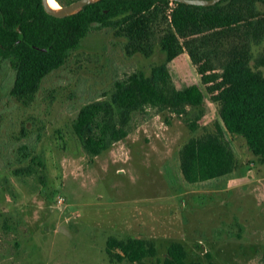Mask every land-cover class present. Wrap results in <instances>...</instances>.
<instances>
[{"label":"rangeland","instance_id":"374dc122","mask_svg":"<svg viewBox=\"0 0 264 264\" xmlns=\"http://www.w3.org/2000/svg\"><path fill=\"white\" fill-rule=\"evenodd\" d=\"M125 42L112 28L92 29L29 104L10 94L15 70L0 61V264H139L113 259L110 237L151 241L157 254L144 264H162L172 242L189 261L264 264V158L226 133L237 158L231 175L190 184L181 172L183 145L220 122L206 93L185 114L137 112L126 138L93 159L84 151L73 130L80 108L164 59L158 46L150 58L129 56ZM262 52L264 42L255 57ZM170 73L177 87L205 91L187 52ZM33 158L44 167L20 173Z\"/></svg>","mask_w":264,"mask_h":264},{"label":"trees","instance_id":"16d2710c","mask_svg":"<svg viewBox=\"0 0 264 264\" xmlns=\"http://www.w3.org/2000/svg\"><path fill=\"white\" fill-rule=\"evenodd\" d=\"M263 6L264 0H222L206 7L170 0H100L58 18L44 11L41 0H0V43L11 51L0 61L15 70L10 94L29 104L43 80L66 64L94 28H112L116 36L125 38L129 56L150 58L158 46L162 62L153 64L148 73L138 71L117 79L111 93L80 108L73 130L93 159L129 135L135 113L151 107L185 114L188 107L202 105L207 94L217 105L220 122L214 130L190 138L180 150L183 177L196 184L236 170L237 158L226 133L243 137L250 151L264 158V52L258 57L254 54L255 47L264 42ZM16 26L28 42L16 44ZM184 52L205 91L198 85L174 84L170 64ZM191 128L195 130L192 124ZM37 165L44 167L33 158L20 173L33 176ZM116 249L121 253H114ZM107 252L119 262L144 264L157 249L144 238L110 237ZM162 264L203 263L189 261L185 246L172 242Z\"/></svg>","mask_w":264,"mask_h":264},{"label":"water","instance_id":"95a60500","mask_svg":"<svg viewBox=\"0 0 264 264\" xmlns=\"http://www.w3.org/2000/svg\"><path fill=\"white\" fill-rule=\"evenodd\" d=\"M100 0H75L69 4H66L64 6H60L59 9H53L51 6L48 4V0H41L42 6L46 13L58 17V18H63V17H68L71 15H74L81 11L84 7H86L89 4L95 3ZM173 2H179L187 5H196V6H213L219 3L222 0H170ZM21 38H23V33L21 32ZM34 49L39 50V51H48L49 48H42L39 46L31 45Z\"/></svg>","mask_w":264,"mask_h":264},{"label":"flooded vegetation","instance_id":"af4514ba","mask_svg":"<svg viewBox=\"0 0 264 264\" xmlns=\"http://www.w3.org/2000/svg\"><path fill=\"white\" fill-rule=\"evenodd\" d=\"M61 5L62 6H64V5H66L65 3H62L61 2ZM44 9V8H43ZM45 11V10H44ZM0 12H1V10H0ZM46 12V11H45ZM29 21H31V19H28ZM15 29H16V31H18V33H19V39L17 40V43L16 44H19V43H23V42H28V40L25 38V35H24V33H23V38H21V29L18 27V26H16L15 27ZM3 48V46H2V44L0 43V50ZM10 53H11V51L10 50H8V49H6V48H3L2 50H1V52H0V58H3V57H5V56H8V55H10ZM0 67H1V62H0Z\"/></svg>","mask_w":264,"mask_h":264},{"label":"bare ground","instance_id":"6f19581e","mask_svg":"<svg viewBox=\"0 0 264 264\" xmlns=\"http://www.w3.org/2000/svg\"><path fill=\"white\" fill-rule=\"evenodd\" d=\"M49 6H51L53 9H59L60 5L57 3L56 0H48Z\"/></svg>","mask_w":264,"mask_h":264}]
</instances>
